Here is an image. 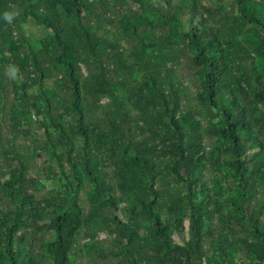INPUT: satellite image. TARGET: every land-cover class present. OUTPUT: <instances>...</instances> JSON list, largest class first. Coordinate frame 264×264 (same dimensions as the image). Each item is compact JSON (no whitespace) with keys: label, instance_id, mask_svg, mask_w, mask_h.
<instances>
[{"label":"trees","instance_id":"16d2710c","mask_svg":"<svg viewBox=\"0 0 264 264\" xmlns=\"http://www.w3.org/2000/svg\"><path fill=\"white\" fill-rule=\"evenodd\" d=\"M0 264H264V0H0Z\"/></svg>","mask_w":264,"mask_h":264},{"label":"rangeland","instance_id":"374dc122","mask_svg":"<svg viewBox=\"0 0 264 264\" xmlns=\"http://www.w3.org/2000/svg\"><path fill=\"white\" fill-rule=\"evenodd\" d=\"M25 31L28 35V37L34 42V43H38V38L43 35L44 33V29L41 26H37L36 23L30 21L28 24H26L25 26ZM9 100H12L13 97L12 95L8 97ZM14 104L16 103V101H14ZM104 235H100V239H104Z\"/></svg>","mask_w":264,"mask_h":264},{"label":"clouds","instance_id":"9594fccd","mask_svg":"<svg viewBox=\"0 0 264 264\" xmlns=\"http://www.w3.org/2000/svg\"><path fill=\"white\" fill-rule=\"evenodd\" d=\"M17 13H11V12H6L5 13V19L11 23L12 19L14 18V15H16ZM15 74V70H13V75Z\"/></svg>","mask_w":264,"mask_h":264}]
</instances>
